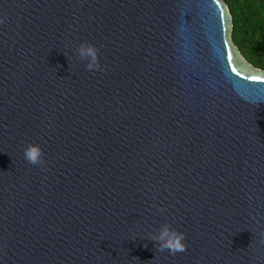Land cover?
<instances>
[{"label":"water","instance_id":"1","mask_svg":"<svg viewBox=\"0 0 264 264\" xmlns=\"http://www.w3.org/2000/svg\"><path fill=\"white\" fill-rule=\"evenodd\" d=\"M0 16V264H264V68L224 0H0ZM82 40L105 71L75 58ZM164 222L185 252L156 253Z\"/></svg>","mask_w":264,"mask_h":264},{"label":"clouds","instance_id":"2","mask_svg":"<svg viewBox=\"0 0 264 264\" xmlns=\"http://www.w3.org/2000/svg\"><path fill=\"white\" fill-rule=\"evenodd\" d=\"M6 20V16H0V25H3ZM98 51L94 44L87 40H82L76 45L74 55L77 60L85 61L87 70L102 72L105 69L100 63ZM22 151L28 164L38 166L41 170L46 169L45 154L39 144L29 142L23 146ZM165 208L166 206H161L159 211L163 212ZM260 237L259 243L264 244V231H261ZM146 238L154 242L156 253L167 251L169 255L175 256L187 250L186 234L168 222L162 223L158 229L150 233Z\"/></svg>","mask_w":264,"mask_h":264},{"label":"trees","instance_id":"3","mask_svg":"<svg viewBox=\"0 0 264 264\" xmlns=\"http://www.w3.org/2000/svg\"><path fill=\"white\" fill-rule=\"evenodd\" d=\"M232 18L231 39L244 58L264 68V0H224Z\"/></svg>","mask_w":264,"mask_h":264},{"label":"snow or ice","instance_id":"4","mask_svg":"<svg viewBox=\"0 0 264 264\" xmlns=\"http://www.w3.org/2000/svg\"><path fill=\"white\" fill-rule=\"evenodd\" d=\"M220 17H221V19H225V17H226V13L223 12V11H221V13H220ZM227 59H228V62H229V63L232 62V60H233V53H232V52H228V54H227ZM233 71H235V68H233ZM252 79H254V80H259L260 77H252Z\"/></svg>","mask_w":264,"mask_h":264}]
</instances>
